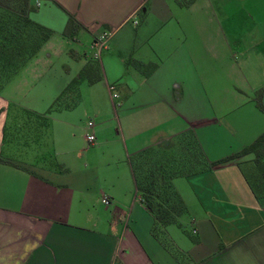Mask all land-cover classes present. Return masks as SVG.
Returning a JSON list of instances; mask_svg holds the SVG:
<instances>
[{
    "label": "crops",
    "instance_id": "obj_1",
    "mask_svg": "<svg viewBox=\"0 0 264 264\" xmlns=\"http://www.w3.org/2000/svg\"><path fill=\"white\" fill-rule=\"evenodd\" d=\"M69 15L76 33L90 35L89 48L109 32L97 58L93 50L82 57L67 49L61 37H70L63 33ZM31 18L51 34L15 71L30 64L29 97L0 90V264H264V195L245 176L253 154L235 155L264 131L254 99L260 89L264 104V0H39ZM53 38L65 60L42 72L39 54ZM89 58L111 102L117 97L132 110L122 116L150 111L129 120L127 135L117 115V174L104 182L98 173L91 178L98 170L87 162L52 165L58 132L68 134L73 124L59 120L57 97ZM13 106L33 119L21 124ZM104 123L83 124L88 143L98 134L104 144ZM189 128L208 161L234 156L172 178L192 233L186 239L175 223L164 227L176 254L152 231L155 217L136 188L130 154L151 143L166 146Z\"/></svg>",
    "mask_w": 264,
    "mask_h": 264
},
{
    "label": "rangeland",
    "instance_id": "obj_2",
    "mask_svg": "<svg viewBox=\"0 0 264 264\" xmlns=\"http://www.w3.org/2000/svg\"><path fill=\"white\" fill-rule=\"evenodd\" d=\"M38 1L39 0H29L26 12L30 17L31 12L38 5ZM8 11L9 10L0 7V18L2 20L7 21L10 18V13ZM7 24H9L10 27V22H7ZM23 25L25 28L30 29V37L35 38L38 35L34 27L27 24ZM6 31L3 30L1 32L2 34L0 35H3ZM61 38L69 41L67 44V49L72 56L76 55L77 52L80 53L82 57L83 53L85 52L87 53V56L91 55L92 49L89 48V34H85L83 31H80L77 32L74 37L62 36ZM52 41L53 42L49 44H44L39 54L41 60L38 63V69H40L42 72L47 71L49 65L59 66V64L61 65V62L63 63V60H65L61 58V55L63 53L61 54V52H59V50L61 49L60 41L57 38H53ZM47 51L51 53V56L48 58H46ZM47 59L49 61H47ZM129 60L130 58H127L128 63ZM68 62L69 64H71V60H69ZM3 65L2 59H0V69H3L0 71V90L6 89L5 91H8L12 95H15L19 98V100H26L27 97H29V93L26 94L27 91H29V87L31 86L29 84H33V82L35 81L32 74H29V71L31 70L30 64H25V66H23L21 70L11 73L6 71L7 66L9 67V65ZM83 70L86 76H82L76 88H71L64 91L57 98V102L61 107V112H59L58 114L59 120L62 121L68 119L71 120L73 124L71 125L68 134L67 132L63 133V131L58 132L59 139L57 142V155H55L54 151H52V165L57 167L58 169L62 168L60 159H64L65 161H67V164L72 168L82 167L83 163L87 162L89 164L88 168L97 167L98 170L96 171V173L93 172L91 174V178H95L98 173L100 181L104 182L105 179L109 178L110 172L112 173V175L114 173L115 176L117 174V143L115 144V149H113V127L117 123V115L121 116V125L123 131L127 135L129 120L132 117L134 119L148 117V113L150 111H148L147 109H138L129 116H122L123 113L127 114L132 110L127 109V104L123 106L117 105V102L119 100L117 97L113 98L112 102H114L115 105H112L103 80L97 76V61L95 59L89 58L85 63ZM11 113H13V116H15V120H21L20 122L23 125H25L27 120L29 121V119H33L26 112L17 111L15 106L11 107ZM89 119L93 120L94 124L96 125L98 123H102L104 119L106 120V123L103 124L104 126L102 125L103 129L100 130V134L103 135L104 140L105 137L108 139L107 142L106 139L104 141V144L101 143V139L98 134L96 135L97 142L95 144L88 143V141L84 138V135L87 132V128L83 124L86 123ZM41 123L43 124L44 122L41 121ZM60 123L61 122H59V124ZM180 134L181 132L176 133L174 135V138H176V136H179ZM110 142H112L111 145ZM27 144H31V142H27L26 145ZM153 144L154 143H151L150 145L135 149L130 154V160L133 162V158L136 157L140 151L152 147ZM166 146L168 147L171 145L170 143H168V145ZM110 149L113 150L111 151ZM62 150L63 152L60 153V151ZM166 154L168 158L175 156V159L178 160V157L176 156L178 154L177 147L175 151H166ZM119 156L120 164L123 168H125L127 165L126 157L123 155V152H121ZM150 161H154V158H152ZM151 165H153V163H151ZM91 184L93 183L90 181V185ZM90 197V199L92 200L90 202L93 203V195H91ZM95 206V213L101 214L103 204L96 203ZM184 216L185 215H181V224L179 225L175 223V225L177 226L174 227H177L178 232L181 233L180 235H182V237L190 239L192 237V233L187 221H185L184 219Z\"/></svg>",
    "mask_w": 264,
    "mask_h": 264
},
{
    "label": "trees",
    "instance_id": "obj_3",
    "mask_svg": "<svg viewBox=\"0 0 264 264\" xmlns=\"http://www.w3.org/2000/svg\"><path fill=\"white\" fill-rule=\"evenodd\" d=\"M28 2L29 0H0V7L9 10L10 13L7 21L0 18V34L3 30H7L0 35V59H2V65H9L6 71L10 73L15 72L27 58L33 55L51 34V28L37 22L27 14ZM7 22H10V27ZM23 24L34 27L38 35L35 38L30 37V29L25 28ZM78 27L76 19L69 15L63 33L74 37ZM83 75L84 70L81 69L79 75L67 83L61 94L68 89H75ZM254 99L257 107L264 112L260 89L255 93ZM170 145L167 147L153 144L152 147L140 151L133 158V162L130 161L136 188L142 201L155 217L152 231L161 235L165 244L176 254H180L164 235V227L170 223L180 225L179 216L186 211L183 199L173 186L172 178L202 171L234 155L208 161L190 128L182 131L176 138L173 137ZM176 147L178 160L175 156L168 158L166 151H175ZM248 152L253 154V158L249 170L245 171V176L255 194L261 196L264 195V131L235 155ZM152 158L154 161L151 162ZM0 161L5 159L0 156Z\"/></svg>",
    "mask_w": 264,
    "mask_h": 264
},
{
    "label": "built area",
    "instance_id": "obj_4",
    "mask_svg": "<svg viewBox=\"0 0 264 264\" xmlns=\"http://www.w3.org/2000/svg\"><path fill=\"white\" fill-rule=\"evenodd\" d=\"M38 3H39V1H38ZM108 36H109V32L107 30H104L92 39L90 46H91V49L93 50L92 52H93V56L95 58H97L99 56V50L102 46H104ZM110 88H112V86H110ZM113 95H115V92H113ZM94 138L95 137H94L93 133L88 134V139L90 141H94ZM101 200L104 203L109 202V200L106 196H103Z\"/></svg>",
    "mask_w": 264,
    "mask_h": 264
}]
</instances>
